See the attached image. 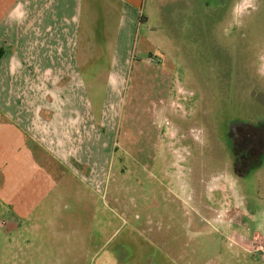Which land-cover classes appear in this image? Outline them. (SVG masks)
I'll return each mask as SVG.
<instances>
[{
  "label": "rangeland",
  "instance_id": "obj_1",
  "mask_svg": "<svg viewBox=\"0 0 264 264\" xmlns=\"http://www.w3.org/2000/svg\"><path fill=\"white\" fill-rule=\"evenodd\" d=\"M139 11L111 104L112 47H91L85 95L62 70L0 61V119L56 179L0 230V264H264V162L247 174L230 148L264 123V0Z\"/></svg>",
  "mask_w": 264,
  "mask_h": 264
},
{
  "label": "crops",
  "instance_id": "obj_2",
  "mask_svg": "<svg viewBox=\"0 0 264 264\" xmlns=\"http://www.w3.org/2000/svg\"><path fill=\"white\" fill-rule=\"evenodd\" d=\"M141 6L142 0H0V48L5 50L0 61L16 57L29 71L62 70L79 78L76 92L85 95L81 74L84 67L91 69V47H112L105 91L111 104L128 74L132 32L145 18ZM20 127L15 120L0 119V230L5 233L56 185L44 168L31 163Z\"/></svg>",
  "mask_w": 264,
  "mask_h": 264
},
{
  "label": "trees",
  "instance_id": "obj_3",
  "mask_svg": "<svg viewBox=\"0 0 264 264\" xmlns=\"http://www.w3.org/2000/svg\"><path fill=\"white\" fill-rule=\"evenodd\" d=\"M4 53L5 50L3 48H0V60L3 57ZM241 126H244L246 133L251 137V140L253 139L252 143L255 145V148H250V151H248V154L252 156L248 160H246V157H243V159H241L240 156L244 154V152H242L239 148L234 147L233 138L230 139V148L232 151V156H234L233 159L236 163L238 161L244 160L242 161V165L245 166V168L247 169L246 173L248 174L250 171L260 168L264 162V123L256 125L245 123ZM241 126L239 127V129H241ZM257 138L261 140L263 144L259 145L256 148L258 143L255 141V139ZM234 168L237 169L238 167L235 166Z\"/></svg>",
  "mask_w": 264,
  "mask_h": 264
},
{
  "label": "flooded vegetation",
  "instance_id": "obj_4",
  "mask_svg": "<svg viewBox=\"0 0 264 264\" xmlns=\"http://www.w3.org/2000/svg\"><path fill=\"white\" fill-rule=\"evenodd\" d=\"M239 127H237V129L234 132H232L230 134V136H231V138L234 139L233 140L234 141L233 142L234 143V147H237L242 152H244V154H242L240 156V158L243 159V157H246V160H248L252 156V155H249L248 154V151H250V148L254 149L255 148L254 147L255 145L252 143L253 142V139L251 140V137L246 133V130L244 129V126H241V129H239ZM255 141L258 143V145L256 146V148L259 145H262L263 144V142L261 140H259L258 138L255 139Z\"/></svg>",
  "mask_w": 264,
  "mask_h": 264
}]
</instances>
